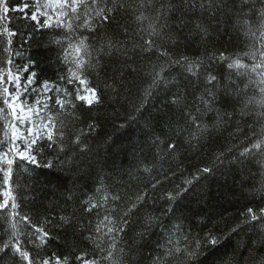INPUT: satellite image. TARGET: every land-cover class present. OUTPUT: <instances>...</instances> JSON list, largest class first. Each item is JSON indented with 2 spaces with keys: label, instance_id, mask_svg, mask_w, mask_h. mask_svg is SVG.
<instances>
[{
  "label": "snow or ice",
  "instance_id": "obj_1",
  "mask_svg": "<svg viewBox=\"0 0 264 264\" xmlns=\"http://www.w3.org/2000/svg\"><path fill=\"white\" fill-rule=\"evenodd\" d=\"M135 12H139L136 22L151 20L148 38L142 28L130 32L119 24L120 17ZM12 13H20L19 19L26 24L34 22L31 32L10 29ZM188 14L198 16V22H191L193 28L186 31ZM222 20H234L248 39L249 51L242 55L251 63L224 52L218 56L177 54L186 41L206 42L212 22L219 27ZM113 24L117 27L109 35ZM37 34L47 35L48 44L59 48L58 63L63 69L55 81H40L38 73L30 71L36 61L25 56L24 44ZM17 36L24 37V44L14 47ZM0 46V264H264V206H248L256 204L249 198L256 194L264 201V178L248 193L241 180L240 199L246 203L237 214L239 222L226 231H217L211 216L199 219L202 213L191 211L185 203L225 162L231 166L234 161L243 168L245 162L256 160L264 168V125L246 142L217 153L212 166L198 169V175L159 194L154 190L162 182L157 180L151 194L145 188L133 196L122 195L117 188L131 182V169L113 164L106 172L109 158L88 140L92 137L110 150L114 139L104 132L102 117L91 113L103 106L109 89L117 94L115 85L124 72L138 71L133 64L144 56L151 68L145 74L150 82L134 109L137 115L116 126L126 130L137 125L140 139L131 145L137 169L145 161L154 164L165 157L175 161L212 139L235 120L237 105L241 120L254 116V123L264 121V0H21L15 6L12 0H0ZM216 63L221 65L219 71ZM111 64L120 66L108 77ZM101 73L108 77L103 87ZM93 74L96 87L89 86ZM242 77L248 79L243 88ZM249 90L258 91L260 98H247ZM151 99L159 101V107L152 105L156 115L145 116ZM253 105L260 111H250ZM79 107L87 109L89 123L70 138V124L80 121ZM38 158L47 160L44 167H58L64 180L72 178L71 186L59 185L62 191H54L57 198L47 203L18 194L31 193L38 186ZM179 171L183 176V169ZM125 175L129 181H124ZM176 175L171 171L172 177ZM164 179L169 176L165 174ZM199 195L202 199V191ZM22 206H35L36 212L22 213ZM53 228L90 243L95 258L76 255L75 245L67 255L43 256ZM181 243L183 247L178 246Z\"/></svg>",
  "mask_w": 264,
  "mask_h": 264
},
{
  "label": "trees",
  "instance_id": "obj_2",
  "mask_svg": "<svg viewBox=\"0 0 264 264\" xmlns=\"http://www.w3.org/2000/svg\"><path fill=\"white\" fill-rule=\"evenodd\" d=\"M135 2L138 3L140 0H135ZM19 3H21V0H12V6ZM135 15H139V12H135L132 15L125 14L119 18V24L127 26L130 32L137 28H142L144 29L145 38H148V25L151 23V20L146 19L143 23H138L134 19ZM145 15L150 14L145 13ZM19 16L20 13L11 14L12 22L9 25L10 29L18 30L22 33L31 32L34 22H28L26 24L19 19ZM186 19L190 21L186 31L193 28V23L191 22H198V16L196 15L188 14ZM169 23H173V21H169ZM216 23V21L212 22L213 27L210 29L211 35L206 42L199 43L195 39L192 42L186 41L180 46L177 54L187 56H218L220 52H224L226 56L231 55L234 58L239 56L243 63H251L248 57L242 55L244 52L249 51V41L244 37L235 21L222 20L219 23V27L215 26ZM116 27L117 25L113 24L111 28H109L108 34L111 35L112 30ZM257 35H259L258 31ZM158 43L163 44L164 47H169V50H171L166 41L160 40ZM21 44H24L23 36L13 38L14 47H19ZM24 47L27 49L25 56L36 61L35 67L30 69V71L37 72L40 81H55L63 69V65L58 63L59 48L55 45H49L48 36L45 35L42 37L40 34H37L35 38L28 40V42L24 44ZM155 59L156 58L153 56L152 61H155ZM119 66L120 65L118 64H111L107 68L108 77H111L113 75V69ZM133 67L138 69V71H125L122 79H120L121 74L116 73V77L120 79V83L115 85L118 89L117 94L114 96L109 89L104 95L103 106L94 108L91 113V116L99 115L102 117L100 123L103 126L104 132L114 139L115 142L112 143L110 150L107 145H103L100 141L88 137L93 148L95 149L99 145L101 148V155L109 158L107 161L109 168L105 169L106 172H110L113 164L116 167H120L121 164H123L125 169H131V182L126 188H117V191L122 195L133 196L135 193H138L145 188H147L151 194V185L157 180H160L162 183L157 185V188L154 190L156 194L161 193L163 190H171L175 184H180L182 179H191L193 175H198V169L212 166L217 153L223 152L233 144L246 142V137L250 136L252 132H259L261 126L264 125V121L254 123V116H245L244 119L241 120L239 115L240 106L237 105V115L235 120L222 132L214 133L212 139L198 146L192 147L187 153L182 154L175 161L170 157L158 160L154 164L145 161V163L140 165L139 169H137L133 166L136 162L131 156V145L137 143L140 139L137 125L132 124L131 127L126 130H119L116 127L119 124L125 123L127 117L137 115L134 109L140 106L143 91L150 82V77H146L145 75L151 70L147 56L137 57ZM215 67L216 70L219 71L221 69L220 63H216ZM223 70L225 75H227L229 70L226 65ZM231 71L235 72L236 70L233 69ZM108 77H104L102 73L100 74L99 83L101 87H103V81L108 79ZM232 79L240 82L237 75H233ZM241 79L242 83L240 86L243 88L244 85L248 83V79L247 77H242ZM89 80L92 81L89 86L96 87V74L89 77ZM108 82L110 84L112 83L111 80H108ZM69 91H73V89L69 88ZM247 98L259 99L260 94L256 90H249ZM52 103H54V99ZM152 105L159 107V101L156 99H151L149 101L148 112H145V116H147L149 112L153 116L156 115V108L152 107ZM250 111L256 113L260 111V109L258 106L253 105L250 108ZM76 114L80 117V121L74 126L70 124L68 133L70 138L78 129H86L87 124L89 123V114L86 108L79 107ZM237 125H239V128L241 129L239 132H236ZM233 133H235V135H232ZM50 158L51 157H49V159ZM46 162V159H40L41 167L36 170L38 186L35 190L31 193L27 191L21 192L18 193L19 195L30 196L32 198L38 197V202L43 201L47 203L48 201L57 198L53 195L54 191H62V189H58L59 185L64 184L66 186H71V177L68 180H64L59 176L58 167L51 169L44 167L43 165ZM180 169H183V176L180 175ZM171 171H176L177 175L172 177ZM165 174L169 176L168 180L164 179ZM64 175L67 174L65 173ZM262 178H264V168H262L261 164L256 160H254L252 164H247V162H245L243 168L240 165L235 164L234 161L231 166L228 165V162H225V166L221 171L214 172L208 180L202 181L203 188H198L194 196L189 197V200L185 203L190 207L191 211L202 213L199 219L211 216L212 222L216 223V230L219 231L223 229L226 231L228 228L234 227L235 223L239 222L237 214L243 210L241 205L246 203L245 200L240 199L241 180L244 181V190L248 193L249 190L260 186ZM123 179L124 181H129V176L125 175ZM79 183L80 182H77V187H79ZM201 191L203 193L202 199L199 195ZM78 194L79 192H77V195ZM249 198H254L256 204L248 206H264V201L260 199L259 194H256L255 197L250 196ZM198 199L200 201L199 203L196 202ZM238 200L239 204H237ZM229 201H231V203H229ZM21 203L23 205V202ZM60 203L63 204L64 201H60ZM72 207L73 205L70 203L68 205L69 211L72 210ZM21 211L22 213H35L36 208L35 206H22ZM56 214L59 215L61 213L57 211ZM62 214L67 215V213ZM211 226L210 223L209 227ZM158 231H160V229H158ZM205 231H207V229H205ZM50 234L52 239L47 244L43 245V256L47 257L52 254L61 255L62 253L63 255H67L68 251L75 245L76 255L84 253L85 259L91 260L95 258L91 255L92 245L90 243H81L78 236H74L71 232L59 231L56 228H53L51 229ZM200 235H203V233H200ZM0 243H2V241H0ZM36 243H39V241H36ZM178 246L183 247L184 245L181 243ZM29 251H32L31 247H29Z\"/></svg>",
  "mask_w": 264,
  "mask_h": 264
}]
</instances>
